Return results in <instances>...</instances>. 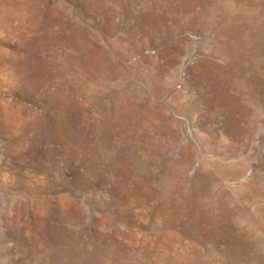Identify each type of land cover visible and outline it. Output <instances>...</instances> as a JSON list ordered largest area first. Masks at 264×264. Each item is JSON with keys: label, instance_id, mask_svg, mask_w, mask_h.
Instances as JSON below:
<instances>
[{"label": "rangeland", "instance_id": "obj_1", "mask_svg": "<svg viewBox=\"0 0 264 264\" xmlns=\"http://www.w3.org/2000/svg\"><path fill=\"white\" fill-rule=\"evenodd\" d=\"M0 264H264V0H0Z\"/></svg>", "mask_w": 264, "mask_h": 264}]
</instances>
